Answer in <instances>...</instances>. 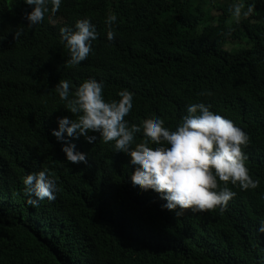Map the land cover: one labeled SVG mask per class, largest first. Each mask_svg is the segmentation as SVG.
<instances>
[{
	"label": "trees",
	"instance_id": "obj_1",
	"mask_svg": "<svg viewBox=\"0 0 264 264\" xmlns=\"http://www.w3.org/2000/svg\"><path fill=\"white\" fill-rule=\"evenodd\" d=\"M30 11L0 0V264H264V0H61L28 28ZM84 18L98 35L73 66L59 30ZM89 78L103 81L106 101L132 92L125 119L141 128L158 117L175 130L191 103L231 120L248 135L244 164L258 187L228 182L236 195L224 211L175 215L131 184L129 157L96 133L91 144L68 138L87 159L69 163L51 132L76 116L54 87ZM144 139L141 130L132 147ZM44 169L55 199L29 204L23 177Z\"/></svg>",
	"mask_w": 264,
	"mask_h": 264
},
{
	"label": "clouds",
	"instance_id": "obj_2",
	"mask_svg": "<svg viewBox=\"0 0 264 264\" xmlns=\"http://www.w3.org/2000/svg\"><path fill=\"white\" fill-rule=\"evenodd\" d=\"M23 3L31 6L25 15L27 27L31 28L44 19L45 13L56 12L61 0H23ZM239 14V6H235L234 15ZM104 23L108 29L106 38L110 41L114 35L115 14H108ZM21 31L22 28L13 38ZM59 31L69 52L66 63L73 66L88 57L98 35L95 25L87 18L78 19L74 26L61 27ZM103 87V81L91 78L79 86L59 80L54 87L66 110L76 116V119L59 117L57 128L51 132L61 142V151L69 163L87 164V159L84 153L75 150L68 138L83 137L91 144L97 136L89 133H96L105 143L114 142L116 152L129 157L128 163L133 168L131 184L138 191L157 193L165 201L162 208L175 215L185 210L202 212L219 208L224 211L236 195L227 187L228 182L238 185L241 191L258 187L259 181L251 178L244 164L247 155L242 148L249 142L248 135L231 120L210 111L204 103H191L175 130L165 127L158 117L144 120L141 128L125 119L132 109L134 94L125 89L117 93L118 100L106 101ZM141 130L145 139L132 147L134 135ZM218 181L226 183L221 186ZM23 184L29 204L45 198L55 199L57 186L47 169L27 174ZM256 230L264 234V219L259 221Z\"/></svg>",
	"mask_w": 264,
	"mask_h": 264
},
{
	"label": "rangeland",
	"instance_id": "obj_3",
	"mask_svg": "<svg viewBox=\"0 0 264 264\" xmlns=\"http://www.w3.org/2000/svg\"><path fill=\"white\" fill-rule=\"evenodd\" d=\"M235 17L237 18L238 16L236 15ZM227 48L229 49V48H231V46H228Z\"/></svg>",
	"mask_w": 264,
	"mask_h": 264
}]
</instances>
